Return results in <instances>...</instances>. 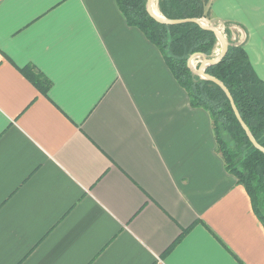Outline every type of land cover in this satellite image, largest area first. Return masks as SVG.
Wrapping results in <instances>:
<instances>
[{"label":"crops","instance_id":"1","mask_svg":"<svg viewBox=\"0 0 264 264\" xmlns=\"http://www.w3.org/2000/svg\"><path fill=\"white\" fill-rule=\"evenodd\" d=\"M207 8L264 80V0ZM0 264H264L209 112L116 0H0Z\"/></svg>","mask_w":264,"mask_h":264},{"label":"trees","instance_id":"2","mask_svg":"<svg viewBox=\"0 0 264 264\" xmlns=\"http://www.w3.org/2000/svg\"><path fill=\"white\" fill-rule=\"evenodd\" d=\"M116 3L127 23L139 28L159 48L172 75L187 91L190 105L209 112L225 169L244 187L264 228V152L249 139L225 92L213 82L199 79L186 64L194 53L210 58L216 36L193 22L172 25L157 22L147 13L146 0H116ZM207 3L208 0H157L166 19H210ZM224 33L227 51L219 62L206 66L205 72L223 83L251 137L264 148V80L254 72L243 46L231 42L226 29ZM29 71L34 84L45 92L46 80Z\"/></svg>","mask_w":264,"mask_h":264},{"label":"water","instance_id":"3","mask_svg":"<svg viewBox=\"0 0 264 264\" xmlns=\"http://www.w3.org/2000/svg\"><path fill=\"white\" fill-rule=\"evenodd\" d=\"M153 2H154V0H147L146 1V11L157 22L164 23V24H171V25L172 24H181V23H186V22H193V23L197 24L198 26H200L201 28L211 31L216 36V38L218 39V41L220 42V45H221V49H220V53L219 54H217L214 57L208 58V57L204 56L201 53H194V54H192L189 57V62L196 55H200L201 56L202 59L200 61V65H199L198 69L196 70V73L199 76H201L203 79H207V80L213 82L214 84H216L218 87H220L225 92V94H226V96H227V98H228V100L230 102L231 108H232L237 120L240 122L241 126L243 127V129L245 130L246 134L248 135L249 139L251 140V142L257 148H259L260 150H262L264 152V148L259 146L254 141V139L251 137V135H250V133L248 131L247 126L244 124V122L240 118L229 91L226 89V87L223 85V83L221 81H219L217 78H215V77H213V76H211V75H209V74H207L205 72L206 66L219 62L222 59V57L225 55L226 51H227L228 41H227L226 37L224 36V34L222 33V31L216 26L202 24L201 21L199 19H197V18L166 19L162 15H156L151 10V6H152Z\"/></svg>","mask_w":264,"mask_h":264},{"label":"rangeland","instance_id":"4","mask_svg":"<svg viewBox=\"0 0 264 264\" xmlns=\"http://www.w3.org/2000/svg\"><path fill=\"white\" fill-rule=\"evenodd\" d=\"M147 1V0H146ZM155 5H156V9H157V12L159 13V15H162L159 11V8H158V5H157V0H155ZM164 17V16H163ZM202 24H205V25H213V26H216L218 27L222 33L224 34V36L226 37L225 33H224V30L221 28V26H218L217 24H215V22H213L211 19L209 18H205V17H202V18H198ZM220 49H221V45H220V42L216 41L213 49H212V52H211V57H214L216 56L217 54L220 53ZM201 56L198 55L197 57H194L192 58V60L190 61V64H189V57L187 58L186 60V64L188 66V68L190 69V71L197 75L199 79H203L201 76H199L197 73H196V70L198 69L199 65H200V61H201Z\"/></svg>","mask_w":264,"mask_h":264},{"label":"bare ground","instance_id":"5","mask_svg":"<svg viewBox=\"0 0 264 264\" xmlns=\"http://www.w3.org/2000/svg\"><path fill=\"white\" fill-rule=\"evenodd\" d=\"M151 10L154 12V14L159 15V13L157 12V9H156L155 0L151 6Z\"/></svg>","mask_w":264,"mask_h":264},{"label":"built area","instance_id":"6","mask_svg":"<svg viewBox=\"0 0 264 264\" xmlns=\"http://www.w3.org/2000/svg\"><path fill=\"white\" fill-rule=\"evenodd\" d=\"M198 55H196L195 57H197ZM189 64H190V62H189Z\"/></svg>","mask_w":264,"mask_h":264}]
</instances>
